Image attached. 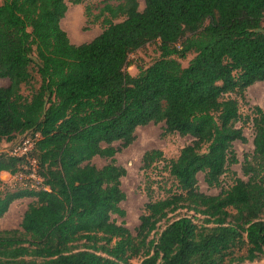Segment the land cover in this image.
<instances>
[{
  "label": "trees",
  "instance_id": "trees-1",
  "mask_svg": "<svg viewBox=\"0 0 264 264\" xmlns=\"http://www.w3.org/2000/svg\"><path fill=\"white\" fill-rule=\"evenodd\" d=\"M79 5L86 0H67ZM86 22L101 32L72 45L59 26L63 0H0V142L33 140L30 156L47 190H9L0 180V218L22 198L33 202L18 229L0 231V264H243L264 255V110L250 107L252 150L246 181L231 178L216 196L200 193L236 164L245 142L238 102L264 83V0H103ZM154 44L158 56L129 75L127 56ZM189 57V58H188ZM187 59V60H186ZM186 60L181 66L179 61ZM162 123V135L189 137L169 160L141 156L144 176L157 162L167 181L148 201L131 235L113 142L136 127ZM17 141V142H18ZM93 157L109 159L97 169ZM21 158L0 153V173ZM147 180V178L145 177ZM183 211V213H182ZM164 221L157 233V224ZM156 234V236H154Z\"/></svg>",
  "mask_w": 264,
  "mask_h": 264
},
{
  "label": "rangeland",
  "instance_id": "rangeland-1",
  "mask_svg": "<svg viewBox=\"0 0 264 264\" xmlns=\"http://www.w3.org/2000/svg\"><path fill=\"white\" fill-rule=\"evenodd\" d=\"M66 6L64 16L59 21L61 30L67 36L69 43L72 45H80L88 43L100 32V26L97 23H87L84 16L85 7L90 8V14L97 13L96 7L100 6L103 0H86L79 5H71L67 0H63ZM138 10L143 8V0H137ZM158 56L156 46L154 44H147L143 48L135 51L127 56V62L130 64L126 68V72L134 76L136 74L135 66L145 67L156 60ZM189 58V57H188ZM187 60V59H186ZM186 60L179 61L181 66L186 64ZM7 81L0 79V87H5ZM258 106L264 110V83L256 82L249 86L244 93L243 100L238 102L239 115L244 123L237 122L235 127H240L245 142L240 143L234 141L231 144V150L234 153L237 163L230 165L227 172L221 177L220 186L217 188L207 187L203 180L202 174L196 175L197 190L207 196H216L221 190H225L230 184L232 175L242 181H246L241 173L240 166L242 158L249 155L252 150V136L253 130L251 123L246 120L250 116V107ZM162 123L152 124L149 123L144 126L136 127L133 132V140L127 146H121L120 142H113L111 147L114 148L115 154L113 155L115 166L121 167L124 170V175L119 179V189L124 195V199L118 204L119 208L124 212L123 218H118L114 215L110 216L116 224L123 222V226L128 230L131 235H134V229L138 225V217L143 211L144 204L148 201L147 194L145 193V184L150 181L152 184L151 200H157L162 197V193L156 189L154 183L160 181H167L168 177L162 167L163 162H157L147 170L144 176L141 170V156L144 152L150 150H159L162 152L163 158L169 160L174 158L179 149L190 142L189 137H180L176 134L162 135ZM19 138L7 144L0 142V153H8L12 147L15 146ZM109 159L93 157L90 164L97 169L106 165ZM147 178V180L145 179ZM33 202L31 198H22L11 203L3 217L2 226L0 231L18 229L22 213L26 206ZM183 213V211H182ZM164 226V221L157 224L156 232L158 233ZM156 236V234L154 235ZM130 264H138L137 259L130 261ZM243 264H264V255L260 259L252 263Z\"/></svg>",
  "mask_w": 264,
  "mask_h": 264
},
{
  "label": "built area",
  "instance_id": "built-area-1",
  "mask_svg": "<svg viewBox=\"0 0 264 264\" xmlns=\"http://www.w3.org/2000/svg\"><path fill=\"white\" fill-rule=\"evenodd\" d=\"M33 147V140L29 137L21 138L7 153L9 156L21 158L22 162L17 171L6 178L0 180L9 189L44 190L47 188L41 185V178L37 174V164L29 154Z\"/></svg>",
  "mask_w": 264,
  "mask_h": 264
},
{
  "label": "crops",
  "instance_id": "crops-1",
  "mask_svg": "<svg viewBox=\"0 0 264 264\" xmlns=\"http://www.w3.org/2000/svg\"><path fill=\"white\" fill-rule=\"evenodd\" d=\"M6 176H7L6 173H4V172H1V173H0V178L4 179V178H6ZM10 205H11V204H10ZM10 205H9V206H10ZM8 208H9V207H8ZM7 210H8V209H7ZM5 213H6V212H5ZM5 213H4V214H5ZM4 214H3V215H4ZM6 215H7V213H6ZM4 217H5V215H4ZM4 217H3V218H4ZM3 218L0 219V226H2V223H3V221H4ZM2 220H3V221H2ZM10 230H11V229H10Z\"/></svg>",
  "mask_w": 264,
  "mask_h": 264
}]
</instances>
